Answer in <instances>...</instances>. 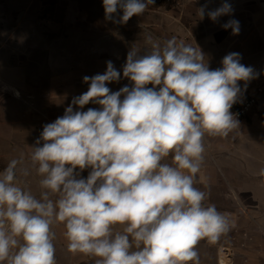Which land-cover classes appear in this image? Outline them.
<instances>
[{
    "label": "clouds",
    "instance_id": "obj_1",
    "mask_svg": "<svg viewBox=\"0 0 264 264\" xmlns=\"http://www.w3.org/2000/svg\"><path fill=\"white\" fill-rule=\"evenodd\" d=\"M210 2L197 9L200 19L232 15L228 0L215 9ZM153 3L103 0L105 19L126 24ZM222 27L240 32L236 19ZM241 58L228 53L210 69L198 46L172 37L144 55L128 51L122 74L131 86H107L122 78L111 61L103 74L84 76L88 90L43 126L32 147L40 198L16 182L22 156L0 172V264H56L54 220L65 226L68 251L96 257L95 264H200V241L214 244L235 226L205 205L207 193L195 184L205 134L227 137L239 127L231 112L238 82L257 78ZM89 103L99 107L84 111Z\"/></svg>",
    "mask_w": 264,
    "mask_h": 264
},
{
    "label": "crops",
    "instance_id": "obj_2",
    "mask_svg": "<svg viewBox=\"0 0 264 264\" xmlns=\"http://www.w3.org/2000/svg\"><path fill=\"white\" fill-rule=\"evenodd\" d=\"M44 2L42 57L32 49L33 53L24 58L25 64L41 63V73L16 71L15 68L10 72L0 70L1 99L7 97L13 102L19 101L24 93L35 98L39 95L31 91L35 80H46L42 105L25 107L27 123L24 126L17 121L18 112L13 107L8 109L16 118L0 120V157L6 159L1 153L2 143H9L11 149V144L35 146L43 126L62 116L73 97L88 90L89 85L83 77L103 74L106 62L111 61L121 72L118 82L107 85L113 92L131 84L122 74L131 48L144 55L151 52L154 45L176 37L178 42L198 46L210 69L222 67L225 55L238 52L242 57L240 62L258 74L246 87L244 81L238 82L242 89L238 100L255 95L257 104L227 137L205 134V153L195 186L207 193L209 204L224 208V213L235 224L220 238L223 245L219 247L215 264H264V176L260 175V170L264 169V5L260 7L258 0H228L233 8L232 15L213 22L207 15L203 19L197 15V9L207 0H180L179 6H160L154 1L143 15H134L126 24H116L105 19L103 0ZM222 2L211 0L208 9H215ZM230 19L239 21V34L233 35L231 29L222 27ZM149 34L153 38L151 42L147 40ZM90 107L98 108L99 105L90 103ZM1 109L4 111L3 107ZM39 109L43 112L41 123L37 122ZM4 129H9L8 133ZM18 157L16 152L15 158ZM10 159L13 160V156ZM165 162L172 163L171 156ZM32 175L33 178H26L29 184L25 187L26 181L21 180L24 183L21 187L40 198L44 191L40 186L42 176ZM214 192L218 193L217 199ZM233 207L236 210L233 211ZM51 230L55 233L56 264H95L96 257L68 251L62 222L54 220Z\"/></svg>",
    "mask_w": 264,
    "mask_h": 264
},
{
    "label": "rangeland",
    "instance_id": "obj_3",
    "mask_svg": "<svg viewBox=\"0 0 264 264\" xmlns=\"http://www.w3.org/2000/svg\"><path fill=\"white\" fill-rule=\"evenodd\" d=\"M45 0H0V70L8 71L11 68H15L16 71L19 70H31L36 74L41 73L42 64L41 63H29L25 64V59L27 54L38 51L40 52V57H42V43L43 39V28L45 20L43 19V7L45 6ZM155 1V0H154ZM180 1V0H179ZM181 3V2H180ZM264 0H258V5L262 7ZM160 6H173L165 3H156ZM37 11V14L35 12ZM40 48V49H39ZM19 56V57H18ZM18 57V58H17ZM22 60L24 63H21ZM32 73V72H31ZM36 85L32 86V92L35 90L38 92L35 98L30 97L28 94H22V97L17 102L9 101V98L0 96V120L6 121L9 119L16 118L15 113L10 114L9 110L13 107L19 114L17 117V121L23 126L26 125L27 121V113L25 111V107L29 105V108L33 107H41L42 105V92L45 87L46 80L37 79L35 80ZM129 84V83H128ZM44 85V86H43ZM131 86V84H129ZM5 86V85H4ZM150 86V85H149ZM7 96V95H5ZM53 102V101H52ZM4 108V111L1 109ZM27 108V107H26ZM86 111L90 108V103L84 106ZM40 116L38 117V121L41 123L43 112L39 109ZM11 111V110H10ZM23 112V113H22ZM37 112V111H36ZM53 113V112H51ZM38 114V113H37ZM54 114V113H53ZM29 115V113H28ZM31 119V117L29 118ZM5 132L9 131V129H4ZM8 133V132H7ZM9 143L1 144V153L6 155V159H3V156L0 157V172H2L11 161L10 158L20 159L23 157L22 162L17 165L16 169V182L19 186L24 185L27 186L29 181L26 178H33V173H37V165H33L31 161V155L33 149L28 144H11L13 148H9ZM34 146V144H31ZM29 147V150H28ZM19 157L15 158L16 152ZM12 151V152H11ZM10 156V157H9ZM21 170V171H20ZM25 171L27 175H25ZM90 169H85L82 171V178H87ZM36 179V178H35ZM21 180H25L26 182H22ZM34 185H37L34 181ZM38 187V186H37ZM36 187V188H37ZM215 193V198H218V193ZM233 194V192H232ZM53 196L51 198L53 199ZM208 199L205 201V205L209 204ZM214 203V202H212ZM216 206V205H215ZM217 209L224 213V208H220L216 206ZM233 211L236 210L235 207L231 208ZM240 216V215H239ZM125 225H116L114 226V231L123 232ZM220 245H223L222 240L220 239L218 242L212 244L207 242L206 240L200 241L197 246V250L199 253L200 264L203 263H218V252Z\"/></svg>",
    "mask_w": 264,
    "mask_h": 264
},
{
    "label": "built area",
    "instance_id": "obj_4",
    "mask_svg": "<svg viewBox=\"0 0 264 264\" xmlns=\"http://www.w3.org/2000/svg\"><path fill=\"white\" fill-rule=\"evenodd\" d=\"M156 3H165L170 4L173 6H179L180 1L179 0H155ZM150 85L149 87H151ZM257 104V99L255 95H248L247 97L238 100L233 107L231 108V112L236 114V118L238 120H242L246 118L249 113L255 108Z\"/></svg>",
    "mask_w": 264,
    "mask_h": 264
}]
</instances>
